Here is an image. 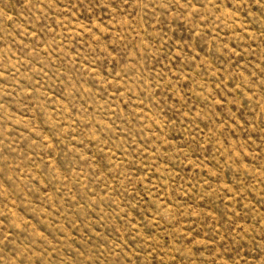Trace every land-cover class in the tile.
<instances>
[{
	"label": "rangeland",
	"instance_id": "1",
	"mask_svg": "<svg viewBox=\"0 0 264 264\" xmlns=\"http://www.w3.org/2000/svg\"><path fill=\"white\" fill-rule=\"evenodd\" d=\"M0 264H264V0H0Z\"/></svg>",
	"mask_w": 264,
	"mask_h": 264
}]
</instances>
